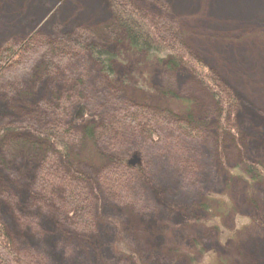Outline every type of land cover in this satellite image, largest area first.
Listing matches in <instances>:
<instances>
[{
	"label": "rangeland",
	"instance_id": "rangeland-1",
	"mask_svg": "<svg viewBox=\"0 0 264 264\" xmlns=\"http://www.w3.org/2000/svg\"><path fill=\"white\" fill-rule=\"evenodd\" d=\"M131 2L139 22L177 30L174 50L226 85L231 108L221 111L193 61L167 70L110 40L127 34L109 0H0V53L24 55L4 61L0 79V222L17 254L2 264H264V0ZM71 30L118 51L113 79L87 53L50 51ZM32 40L34 52L19 47ZM185 105L197 137L173 124ZM75 113L90 118L102 163L87 161ZM47 118L63 122L56 138L66 139L71 167L50 148L29 152ZM246 164L262 171L248 177ZM72 170L85 228L62 207Z\"/></svg>",
	"mask_w": 264,
	"mask_h": 264
},
{
	"label": "trees",
	"instance_id": "trees-1",
	"mask_svg": "<svg viewBox=\"0 0 264 264\" xmlns=\"http://www.w3.org/2000/svg\"><path fill=\"white\" fill-rule=\"evenodd\" d=\"M132 4L133 2H131V0H109L108 8H112V10L114 11V13L112 12L113 16L115 17L117 23H119L118 26L120 27V29H124L127 34V37L125 36L124 38H121V36L117 34H111L110 40L113 39V41L118 44H124L125 41L129 49L131 50H129L131 53H135L137 56H146V59H148L149 61H154L155 63L157 62V65L163 66L167 70L169 69L171 71L179 72V69L182 66L188 67L189 61L193 60L189 58L186 61V58H188L187 55L184 52L179 54V49L174 50L176 48L172 47V45L176 46L174 42H178L179 44H181L182 42L181 37H179L177 34V30L175 28L171 29L167 26L165 27L163 24L152 26L145 21L139 22L138 18H136L135 15L140 16L141 12L138 11L137 8L135 9ZM75 33L76 31L71 30L64 35H58L57 38L52 39V44H49V47L51 48L50 51L55 55L56 53L60 54V59L71 57L72 55H79L80 51L87 53L101 69V72L104 73L109 80L113 79V77H115V73L112 72V67L115 65V63H118L117 55H115L118 53V51L113 50V48L111 50V48L106 44H102L103 46L101 47L99 45H95V42L93 43L92 41L85 39L81 35H78L77 37L75 36ZM31 42V44L25 42L19 47L23 49L24 46H27L29 50H31V52H34L35 50H37L38 46H36L37 44L35 41L32 40ZM14 48L15 47L9 46L0 53V79H2L3 75H5L7 69H4L2 65L4 61L7 66H15L16 64H19V61H21L22 59L21 57L24 56L23 53L21 54L22 50H19L17 47V49ZM124 64L125 63L122 64V62H120V65L124 66ZM189 70L192 71L195 78L199 80L200 84L202 83V85H204L207 90L211 92L213 100L215 102L221 103V111L227 112L229 108H231V103L233 102L232 98H235V96L230 92V90L227 89L226 85L222 83L220 79H217L213 75V73L205 69L203 65L196 63L195 61L192 62L191 69ZM164 95L165 96L163 97L167 102H179L177 101V99L170 97V93H165ZM189 107L191 106L185 105L184 110L181 113V118L173 121V124L177 126L178 133L188 138H193L197 137V131L194 130L197 124H195L194 116ZM232 109V113L234 114L233 111L235 110V108L233 107ZM55 110L58 112L63 111L62 109ZM50 112L51 114H49V118L55 119L56 116L52 117L53 109H51ZM75 112L78 113V110ZM46 113L48 114V112ZM76 113L73 117H71V126H76L72 127V130L77 129L78 133L83 134V136L80 137L82 143L84 142V144L86 143L90 147L91 151L86 153L89 157L87 158V161L93 163H102V161H104V156L97 149L96 138V143H94L93 139H91L93 140V143L91 142V140H89V136L91 137V134H95V128L93 129L90 126H86L88 125L87 123L90 121V118L85 117L83 119H79L76 116ZM223 118L225 119V116H223ZM50 119H48L49 121H45L46 123L43 127L38 128V133L34 131L36 132L39 141L38 143L28 142L27 145L31 146L29 152L33 150L37 154H44L47 153L50 148L52 151L60 154L59 156L63 158L64 163L67 164L68 167H71L69 165L70 158L72 161L73 156H71L72 153L69 152L68 147L65 145L67 142L65 141L66 139L59 142L56 138L58 131H61L63 122L61 120L57 124L53 122L54 120L52 121ZM50 122L53 124L50 125ZM114 122L115 121H112L108 125V127H110V125ZM97 128V130L101 129V127ZM63 131H65V135L69 134L68 130L65 129ZM260 168L254 167L253 164H246L242 168V171L246 176L249 177L252 174L256 173V171H262V169ZM71 173L72 175L69 177V179L71 180V185H69L68 182L66 183V197L63 196L64 199L62 198V207H71L73 210H71L70 212V218L71 220L75 221L74 225H77L79 228H85V224L89 223V217L87 214L88 208L85 209L82 206L78 207L76 204L83 197V194L79 189L80 185H78V183L80 182V176L76 174L74 170H72ZM72 184L74 186H72ZM12 250V243H10L9 236L7 232H5L4 226L0 222V264H2L3 255H7L9 258L15 259V256H17V254L15 252H13L15 253L13 254ZM16 264L19 263L17 262Z\"/></svg>",
	"mask_w": 264,
	"mask_h": 264
}]
</instances>
